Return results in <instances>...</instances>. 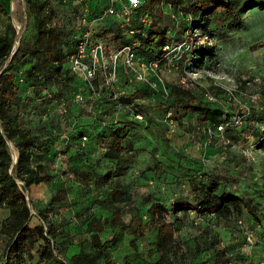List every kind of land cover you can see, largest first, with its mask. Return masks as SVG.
<instances>
[{
	"label": "trees",
	"instance_id": "trees-1",
	"mask_svg": "<svg viewBox=\"0 0 264 264\" xmlns=\"http://www.w3.org/2000/svg\"><path fill=\"white\" fill-rule=\"evenodd\" d=\"M23 1L25 16L31 25L29 39H20L12 51L16 32L8 18L0 33V208L7 210V217L0 224V236L4 241L0 264H24V254L34 248L38 259L46 264H98L99 260L106 261L109 251L115 249L125 236L128 237L129 248L136 256L133 261L126 260L124 264H179L176 254L180 248L173 238L174 223L181 221L177 217L178 214L193 212L213 221H228L230 218L248 216L252 229L255 225L264 223V176L254 196L237 195L225 190L221 185V175L211 172L207 173L204 180L192 177L195 179L196 193L193 203L175 201L166 206L148 194H141L138 199H121L124 192L118 178L126 173L134 160V140L140 123L132 115L134 112H140L144 121L149 107L143 103V99L152 90L143 85H134L113 98L119 82L104 87L93 81V87L90 89L85 82L70 73L67 59L84 31L90 32L91 41H101L107 48L119 49L129 46L141 59L159 58L160 47L171 38H177L184 28L183 25L176 29L173 27L158 5L161 0H143L138 8L134 9L126 27H119L118 20L112 16L99 18L106 6L105 0L103 7L98 11L99 14L87 8L78 11L73 8L76 10V28L72 29L53 21V6L50 0ZM62 1L73 5L69 0ZM164 1L173 9L190 13L191 26L209 37L211 22L217 23V20L220 22L234 16L241 0ZM153 8H156L155 15ZM140 12H147L152 18L148 25H141L136 21L135 17ZM7 14L8 2L0 0V15ZM98 19L100 28L99 33H96L93 26ZM128 28L133 30V33L129 34ZM213 52V45L194 47L188 64L181 63L180 69L192 70L202 66L210 68L211 64H208L212 62ZM117 77V81L122 79L124 82L119 69ZM19 79L29 88L30 100L39 99L44 106L50 99L49 88L56 87L55 93L60 94L59 87L66 85H70L74 94L81 95L79 101H84L89 107L92 102L101 106L98 114L94 116L95 121L101 125L99 131L90 136L85 130H77L62 149L73 183L79 188L95 190L98 198H95L94 203L107 212L104 218L90 216L84 220L88 250L80 249L66 256L70 236L51 224L44 210L36 211L41 224L33 227L27 225L30 210L23 191L31 186L50 183L58 138L51 134L36 133L25 125V100L20 99ZM258 92L257 109L251 108L246 118L251 123L264 122V84H261ZM168 96L171 98L170 103L156 105L165 106L166 110L170 111V118L173 116L175 119V115L180 112L187 113L194 115L203 124L215 127L232 115L211 106V101L196 98L188 89L179 85H171ZM117 104L119 108L115 106ZM43 111L44 108H41L39 113ZM147 120L148 123L144 127L158 139L162 145L161 153L165 155L169 150V133L164 129H154L151 121L148 118ZM221 134L228 140V145L235 143L240 135L228 126L222 128ZM86 135L90 137L88 142ZM98 141L103 150L94 156L93 144ZM8 143L15 154L14 163ZM152 151L156 152L155 149ZM99 161L109 163L108 168L104 171L97 170L96 162ZM71 188V185L66 183L58 185L48 204L65 202ZM122 201L126 202L125 206H120ZM169 216L172 220L167 219ZM148 229L153 232L145 250L148 261L139 262L137 242L145 238ZM105 230H109L110 237L101 240L100 235ZM217 243L212 240L206 245V252L202 253L201 260L192 259L180 264H228L229 258L224 251L215 248ZM232 264L253 263L252 260L246 261L241 256H235Z\"/></svg>",
	"mask_w": 264,
	"mask_h": 264
},
{
	"label": "rangeland",
	"instance_id": "rangeland-1",
	"mask_svg": "<svg viewBox=\"0 0 264 264\" xmlns=\"http://www.w3.org/2000/svg\"><path fill=\"white\" fill-rule=\"evenodd\" d=\"M5 1L8 2V14L0 15V33L8 18L16 32L13 51L20 39H29L31 25L25 16L23 0ZM69 1L73 5L63 3L62 0H50L53 6V21L67 29L76 28V10L87 8L99 14L98 11L104 5V0ZM153 9L155 15L156 8ZM99 21H95L93 26L96 33H99ZM208 30L214 56L208 64H211L210 68H191L194 74L190 78L188 91L203 101L206 100L204 94L208 93L213 100L211 106L238 116L239 122L228 127L239 132V139L228 145L229 142L222 136L221 130H214L187 113L180 112L175 115V119L171 116V124H166L164 119L167 110L165 106H157L156 103L167 105L171 102L168 96L169 87L178 85L182 71L177 66L162 68L160 75L163 88L148 93L143 99V103L149 108L147 117L138 123L134 140V160L126 173L118 178L124 192L122 200L126 197L138 199L139 195L148 194L166 206L175 201L193 203L196 193L195 179L192 177L204 180L207 173L211 172L221 175V185L233 194L254 196L259 187L264 176L263 122L251 123L246 118L251 108L257 109L258 91L261 84H264V0H241L234 16L220 22L217 20V23L211 22ZM200 35L196 37L201 38ZM18 81L20 99L25 100V125L36 133L51 134L58 138L50 183L31 186L23 191L30 210L27 225L33 227L41 224L36 211L44 210L47 220L70 236L66 256L80 249L88 250L84 220L90 216L104 218L107 212L94 203L95 198H98L95 190L79 188L73 183L62 149L77 130H85L90 136L99 131L101 125L95 121L94 116L98 114L101 106L92 102L89 107L84 101H76L70 85L60 86V94L55 93L56 87L49 88L50 99L44 106L39 99L30 100L29 88L20 79ZM122 81H117L121 86L116 87V92H126L130 89V86L123 85ZM41 108H44L43 113H39ZM241 112L244 113L241 115ZM147 118L154 129H164L169 133V150L165 155L161 153L162 145L158 139L144 127L148 123ZM88 135L86 142L90 140ZM93 146L94 156L103 150L99 141ZM153 149L156 152H153ZM10 150L14 152L11 146ZM108 165L106 161H99L96 162V169L104 171ZM61 183L72 187L66 201L48 204L50 196ZM125 204L126 202L122 201L120 206ZM6 217L7 210L0 208V224ZM177 217L181 220L174 223L173 232L174 241L180 248L176 254L177 263L192 259L201 260L202 253L206 252V245L215 240L218 242L215 248L224 251L229 258L228 264H232L235 256H241L246 261L252 260L253 264H264V223L255 225L252 229L248 216L230 218L228 221H213L211 218L207 220L189 212L178 214ZM167 219L172 220V217ZM109 237V230L100 235L101 240ZM152 237L153 232L148 229L145 238L137 242L139 262L148 261L145 250ZM3 245L4 241L0 236V253ZM135 256L129 248L128 237L125 236L115 249L109 251L106 261L99 260L98 264H124L126 260L133 261ZM24 264L46 263L38 259L34 248L24 254Z\"/></svg>",
	"mask_w": 264,
	"mask_h": 264
},
{
	"label": "built area",
	"instance_id": "built-area-1",
	"mask_svg": "<svg viewBox=\"0 0 264 264\" xmlns=\"http://www.w3.org/2000/svg\"><path fill=\"white\" fill-rule=\"evenodd\" d=\"M105 1L106 6L103 8L99 18L109 15L118 20L119 27H126L131 20L134 9H137L143 0H127L126 2L125 0ZM158 5L163 10L161 11L167 15L175 29L179 28L180 25L184 26L177 38H171L160 47L159 58L141 59L136 56L134 50L129 46H123L119 49L107 48L101 41H91L90 32L84 31L81 33L80 40L74 51L68 56L67 67L70 73L85 82L90 89L93 87V81H96L98 86L104 87L111 86L112 83L117 82V69L120 70L124 77L123 84L125 86L143 85L152 91H156L160 87L163 88L161 86L163 81L160 70L164 67L174 66L180 69L181 63L188 64L194 47L210 45V41L206 34L191 26L192 16L190 13H183L180 10L173 9L164 0H161ZM135 18L141 25H148L152 19L147 12H140ZM128 33H133V30L128 28ZM199 34H201V38L196 37ZM181 71L182 76L178 80V85L188 89L191 85L190 78L194 73L186 68H182ZM123 92V90L115 91L113 98ZM74 96L76 101L81 100L79 93H75ZM204 96L206 100L213 102L211 95L205 93ZM115 106L119 108L118 104ZM132 116L136 121L143 120V114L140 112H134ZM164 121L168 125L171 124L170 111L165 113ZM238 122L239 117L231 115L229 119L211 128L222 131L224 126H230ZM262 129L264 130V122ZM262 254L264 256V245L262 246Z\"/></svg>",
	"mask_w": 264,
	"mask_h": 264
},
{
	"label": "water",
	"instance_id": "water-1",
	"mask_svg": "<svg viewBox=\"0 0 264 264\" xmlns=\"http://www.w3.org/2000/svg\"><path fill=\"white\" fill-rule=\"evenodd\" d=\"M8 145H9V149H10V144L8 143ZM10 154H11V157H12V163H14V161H15V154H14V152H12L11 150H10ZM26 200V199H25ZM26 203H27V201H26ZM27 207H28V204H27ZM29 208V207H28Z\"/></svg>",
	"mask_w": 264,
	"mask_h": 264
}]
</instances>
